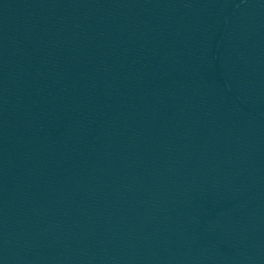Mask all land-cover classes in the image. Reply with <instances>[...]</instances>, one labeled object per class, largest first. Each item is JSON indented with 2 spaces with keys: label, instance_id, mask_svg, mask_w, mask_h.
Masks as SVG:
<instances>
[{
  "label": "water",
  "instance_id": "1",
  "mask_svg": "<svg viewBox=\"0 0 264 264\" xmlns=\"http://www.w3.org/2000/svg\"><path fill=\"white\" fill-rule=\"evenodd\" d=\"M0 264H264V0H0Z\"/></svg>",
  "mask_w": 264,
  "mask_h": 264
}]
</instances>
